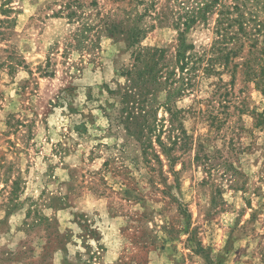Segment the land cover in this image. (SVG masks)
Here are the masks:
<instances>
[{
  "label": "rangeland",
  "instance_id": "374dc122",
  "mask_svg": "<svg viewBox=\"0 0 264 264\" xmlns=\"http://www.w3.org/2000/svg\"><path fill=\"white\" fill-rule=\"evenodd\" d=\"M3 3L11 11L0 12V264H264L263 92L245 86L244 114L220 130L186 116L192 147L177 149L172 165L162 156L152 172L108 117L105 85L132 52L124 39L97 33L108 13L134 17L142 7ZM141 25L143 47L174 52L171 22L147 16ZM213 27L198 25L188 41L209 45Z\"/></svg>",
  "mask_w": 264,
  "mask_h": 264
},
{
  "label": "trees",
  "instance_id": "16d2710c",
  "mask_svg": "<svg viewBox=\"0 0 264 264\" xmlns=\"http://www.w3.org/2000/svg\"><path fill=\"white\" fill-rule=\"evenodd\" d=\"M111 1H127L142 7V12L121 18L118 8L98 22V37L124 39L132 52V62L120 69L118 80L105 85L114 100L108 103L114 108L108 117L135 142L137 161L141 164L143 160L152 172L157 170L155 164L163 165L162 156L172 165L177 149L187 152L192 147L194 138L183 126L186 116L203 118L220 130L236 114H244L238 101L245 86L254 84L264 94V48L259 43L264 36V0H165L161 10L156 4L160 0ZM10 11L3 3L0 12L8 16ZM147 16L160 24L171 22L177 32L173 53L167 48L142 46L147 30L141 24ZM211 20L213 40L197 48L187 35ZM205 81L208 85L203 90ZM203 95L207 97L201 98ZM187 98L197 105L205 102L207 108L180 107ZM202 149L199 144L195 160H202Z\"/></svg>",
  "mask_w": 264,
  "mask_h": 264
}]
</instances>
